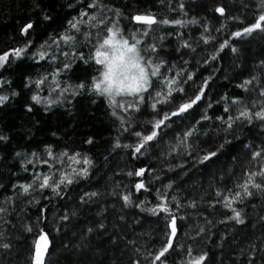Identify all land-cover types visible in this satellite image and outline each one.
Returning <instances> with one entry per match:
<instances>
[{
    "label": "snow or ice",
    "instance_id": "obj_1",
    "mask_svg": "<svg viewBox=\"0 0 264 264\" xmlns=\"http://www.w3.org/2000/svg\"><path fill=\"white\" fill-rule=\"evenodd\" d=\"M156 3L159 13L129 11L135 0H65L61 18L33 0L38 19L28 16L19 25L21 42L0 51V110L23 98L29 116L75 118L87 101L89 108L104 109L115 133L104 164L123 155L130 162L155 157L159 164V171L155 164L113 170L135 178L128 184L113 180L104 191L80 190L101 166L90 149L61 147L57 131L51 132L55 142L21 146L13 153L19 172L7 183L0 181V264H60L53 257L63 253L76 256L74 264H224L213 256V247L223 252L226 243L239 242L232 232L213 231L218 224L233 229L259 224L260 235L239 247L231 264H264V50L232 77L221 63L228 55L233 70L242 69L244 47L264 45V0H243L240 13L222 0L205 2L202 10L219 21L216 26L208 15L192 14L197 0ZM38 30L44 32L39 41L34 39ZM5 73L17 75L19 88ZM221 76L229 83L238 80L235 87L244 95L213 96ZM203 122H210L209 130L201 129ZM31 123L38 128L41 122ZM245 130L257 135L242 138ZM34 137L29 129L24 139ZM201 137L211 146L200 147ZM10 139L0 131V145ZM234 142L247 155L232 156L233 166L215 177L211 192L205 190L199 200L179 196L175 178L163 181L178 169V177L190 166L209 169ZM81 143L98 141L88 135ZM205 204L208 214L199 210ZM217 213L218 219L210 218ZM142 214L164 222L158 246L150 233L136 232ZM145 235L148 240L141 242ZM110 249L116 251L107 261L94 259Z\"/></svg>",
    "mask_w": 264,
    "mask_h": 264
},
{
    "label": "trees",
    "instance_id": "obj_2",
    "mask_svg": "<svg viewBox=\"0 0 264 264\" xmlns=\"http://www.w3.org/2000/svg\"><path fill=\"white\" fill-rule=\"evenodd\" d=\"M33 0H0V51L6 50L8 47L14 46L15 44L21 42V37L19 36V25L24 22V20L28 16H32L33 18L38 19L39 9L35 11L32 9ZM212 3V0H197V4L193 5V15H208L209 20L212 22L214 26L218 25L219 21H217L211 14L206 13L202 10L203 4ZM223 3L229 6L230 11L240 13L242 12L241 3L243 0H237L235 6L232 4V0H222ZM41 7L45 8L50 14L54 16H60L61 18L65 15L66 9L64 7L65 0H40ZM135 8H139L141 10L151 9L155 12H160L161 9L156 3V0H135V5L133 8L129 9V11H134ZM74 14V13H73ZM250 20L251 17L249 16ZM47 31H52L51 28L47 29ZM198 36V32L193 33ZM44 35L43 30H38L37 33L34 34V39L39 41ZM264 50V45L261 43H253L252 45H246L244 47V56L242 57V61L245 65L242 69L233 70L232 67V57L225 55L222 63V70L229 76H235L237 73L241 71H246L247 66L251 64V61L255 58H258L261 51ZM41 70V69H38ZM201 71H204L201 69ZM207 75V72L204 73ZM7 78L13 79L14 87L19 88L18 86V77L12 73H5ZM238 80H233L229 83L228 80L224 79L221 76L217 83L213 86V92L211 93L213 96L216 93L224 91L227 92L229 96L232 95H244L240 89L236 88L235 85L238 83ZM24 103L23 98H18V100L0 110V131H3L5 134L11 137L10 141L6 145H0V155L4 156L5 159L0 161V181L5 183L8 182L10 174L12 172H19V168L16 165V162L13 157V153L16 150H19L21 146L25 148H34L41 141L44 142H55V137L51 136L52 131H57L59 136L63 137V143H67L71 145L73 148L78 150H89L90 154L94 155L100 162V169L96 175V178L93 179L89 184L83 185L80 190H84L87 188L88 190H95L99 188L101 191L108 189L113 184V180H123L124 183L128 184L131 180L135 178H125L122 175H114L115 170L117 173H121L122 171H126L132 167L144 166L145 164L151 166L155 164L157 166V171H159V164L155 160V157H145L136 162H130V158L126 155L123 156H114L110 157L107 164L103 163V156L107 154V149L110 144V138L114 135V132H110L108 129L109 120L108 117L104 113V109L100 106H95L89 108L88 102L84 101L79 107V111L75 118L62 116V117H45L41 112H36L34 115L29 116L25 114L22 110V105ZM94 113V114H93ZM209 114H211V110H209ZM142 119H147V117H143ZM39 120L41 123L39 127H33L31 121ZM210 122H203L200 127L203 130H209ZM31 129L33 133H35V137L32 141H25V137L28 133V130ZM88 135H93L98 143L94 146L82 145L81 141L85 139ZM257 135L256 131L251 133L245 130L242 138L247 137H255ZM208 137H201L199 145L202 148H208L211 145L208 143ZM42 146V145H41ZM242 145L240 142H234V145H230L227 147L224 154L219 158L218 162L210 167L209 169H205L204 166L197 167H189L187 175L177 176V172H169L162 177L163 181L167 182L169 177L175 178L177 181V192L181 197L187 196L189 198H196L199 200L201 194L207 190L211 192L209 188L210 184L217 183L215 177L219 174H222L225 170L231 168L233 166L232 156H240L241 158L247 155L246 152L241 151ZM179 159L172 161V163H179ZM199 169V170H198ZM23 176V174H22ZM15 179V177H12ZM147 180L155 185V187H160V181H152L151 177H147ZM227 179L225 183H227ZM229 186H231L229 184ZM145 194L141 193L140 198L143 199ZM147 198L155 202L153 194H147ZM208 196L206 199H210ZM201 212L208 214L211 210L207 208V205H203L200 209ZM35 213V209L31 210ZM249 213H252V209H248ZM143 219L140 225L135 227L136 232L151 234V243L157 244L158 241L163 236V228L164 222L156 217H151L148 214H142ZM88 218H91V213L87 214ZM215 219L219 218V213H217L216 217H210ZM84 219H80L77 221L81 226L84 224ZM191 226L193 221L186 222ZM242 229V230H241ZM213 231L219 232H232L235 236V239L239 242L237 244H229L226 243L221 252L220 249H216L213 247V256L216 259H222L224 264H231V259L234 258L237 254L239 247L247 246V243L250 239H254L255 237L260 235V226L257 224L255 227H247L242 228V226H236L233 229L230 225L218 224ZM218 237H213L215 241ZM231 239V237L229 238ZM148 236L145 235L141 242L147 241ZM102 247H106L103 242H100ZM59 245V239L57 240V246ZM115 249H110L108 255H105L103 252L95 254L94 259L99 261H107L109 256L115 252ZM53 259H58L60 264H74L77 259L76 256H73L71 253H63L57 256H54ZM175 259V257H174ZM126 264V261H125Z\"/></svg>",
    "mask_w": 264,
    "mask_h": 264
}]
</instances>
